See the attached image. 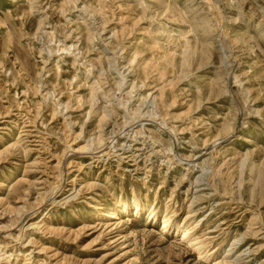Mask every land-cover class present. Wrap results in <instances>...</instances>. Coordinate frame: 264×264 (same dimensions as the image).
<instances>
[{"label": "rangeland", "instance_id": "1", "mask_svg": "<svg viewBox=\"0 0 264 264\" xmlns=\"http://www.w3.org/2000/svg\"><path fill=\"white\" fill-rule=\"evenodd\" d=\"M0 264H264V0H0Z\"/></svg>", "mask_w": 264, "mask_h": 264}, {"label": "bare ground", "instance_id": "2", "mask_svg": "<svg viewBox=\"0 0 264 264\" xmlns=\"http://www.w3.org/2000/svg\"><path fill=\"white\" fill-rule=\"evenodd\" d=\"M145 211H149V214L150 215H153L155 212H154V209H150V210H146L144 209L141 204L139 205L138 203H134L132 206H127L126 204H121V213H132L135 215H140L142 212H145ZM112 217L115 218V216L112 214ZM167 219L166 217H164V221L162 223V229H166L168 224H167ZM197 224V223H196ZM189 225H183L182 226V230H181V239L182 240H191L190 239V233H191V229L192 228H189L188 227ZM196 226V225H195Z\"/></svg>", "mask_w": 264, "mask_h": 264}]
</instances>
